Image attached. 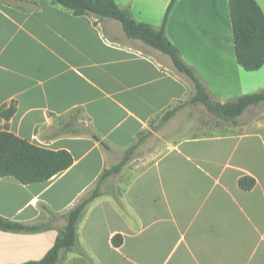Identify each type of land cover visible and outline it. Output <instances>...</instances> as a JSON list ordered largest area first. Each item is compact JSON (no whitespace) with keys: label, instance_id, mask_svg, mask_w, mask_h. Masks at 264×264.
Here are the masks:
<instances>
[{"label":"crops","instance_id":"obj_1","mask_svg":"<svg viewBox=\"0 0 264 264\" xmlns=\"http://www.w3.org/2000/svg\"><path fill=\"white\" fill-rule=\"evenodd\" d=\"M171 1L116 3L160 28ZM255 1L264 14V0ZM166 34L212 100L264 91V66L246 72L237 62L229 0H176ZM136 43L119 22L74 16L54 0H0V110L16 107L0 131L74 159L45 183L0 177V218L52 217L55 227L0 232V264L44 258L66 214L96 189L77 227L84 256L70 252L62 264H264V103L235 125L198 105L162 122L194 84L168 56ZM153 136L160 143L148 152ZM242 178L254 187L240 188Z\"/></svg>","mask_w":264,"mask_h":264},{"label":"trees","instance_id":"obj_2","mask_svg":"<svg viewBox=\"0 0 264 264\" xmlns=\"http://www.w3.org/2000/svg\"><path fill=\"white\" fill-rule=\"evenodd\" d=\"M54 2L74 16L93 15L99 20L112 19L119 22L128 39L138 40L168 56L177 72L192 81L195 88L193 97L168 111L162 117V122L169 121L184 105L200 104L215 119L235 125L246 110L264 103V91L244 95L225 104L212 100L194 68L182 60L178 48L167 37L166 25L176 0L171 1L160 28L137 22L131 11L128 8H120L116 0H54ZM229 7L237 62L246 72L259 71L264 66V14L255 0H229ZM15 112V105L3 108L0 110V119L8 121ZM79 121V119H75L78 124ZM75 132L82 133L84 131L76 128ZM92 137L108 148V145L96 134L92 133ZM133 149L134 147L130 153ZM130 153H128V157ZM127 160L126 157L119 165L105 171L100 177V181L112 174L119 173ZM73 163L72 155L65 150L44 149L17 137L7 128L0 131L1 178L12 177L23 185L45 183L68 170ZM239 184L243 190H251L255 181L251 178H242ZM98 196L99 192L96 189L66 214V226L58 232L54 245L44 258L24 264H62L66 260L67 254L74 251L84 256V253L78 248L77 227L87 205ZM54 229L52 217L47 221L30 225L0 218V232L4 233L39 234ZM115 243H120L118 238L115 239Z\"/></svg>","mask_w":264,"mask_h":264},{"label":"rangeland","instance_id":"obj_3","mask_svg":"<svg viewBox=\"0 0 264 264\" xmlns=\"http://www.w3.org/2000/svg\"><path fill=\"white\" fill-rule=\"evenodd\" d=\"M121 42H124L125 44H135L134 42H132V41H129V40H126V39H124V40H122ZM123 44V43H122ZM136 47H144L145 49H148V51H150V49L147 47H145L143 44H141V43H136V45H135ZM198 106H201V107H203L202 105H198ZM192 107V106H191ZM164 131H166L167 132V130H163L162 131V133H164ZM152 138H154V139H151V141H149V144H148V148H147V151L149 152V151H152L153 149H155L157 146H158V144L160 143V140L159 139H157V137H155V136H153ZM168 138V137H167ZM152 146H153V148H152ZM146 147H147V145H146ZM142 154H145V153H142Z\"/></svg>","mask_w":264,"mask_h":264}]
</instances>
